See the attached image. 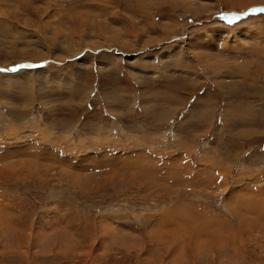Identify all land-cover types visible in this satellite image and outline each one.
<instances>
[{"label":"rangeland","instance_id":"374dc122","mask_svg":"<svg viewBox=\"0 0 264 264\" xmlns=\"http://www.w3.org/2000/svg\"><path fill=\"white\" fill-rule=\"evenodd\" d=\"M258 9L0 0V264H264Z\"/></svg>","mask_w":264,"mask_h":264},{"label":"snow or ice","instance_id":"6c2138e0","mask_svg":"<svg viewBox=\"0 0 264 264\" xmlns=\"http://www.w3.org/2000/svg\"><path fill=\"white\" fill-rule=\"evenodd\" d=\"M255 11H264V9H258V10H255ZM231 22V21H230Z\"/></svg>","mask_w":264,"mask_h":264}]
</instances>
